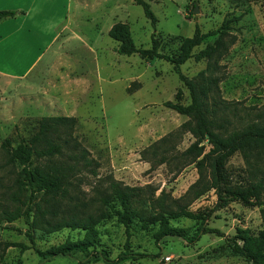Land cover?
<instances>
[{
	"label": "rangeland",
	"instance_id": "rangeland-1",
	"mask_svg": "<svg viewBox=\"0 0 264 264\" xmlns=\"http://www.w3.org/2000/svg\"><path fill=\"white\" fill-rule=\"evenodd\" d=\"M146 1L155 16L153 23L134 0H89L90 5L69 21L82 40L61 29L57 41L27 75L0 76V141L3 137H9L12 144L27 140L40 115L75 117L73 133L98 163L97 175L85 170L78 174L83 196L92 193V186L105 183L107 174L129 185L148 183L155 194L164 188L172 196L181 194L197 176L192 162L179 166L180 151L193 140L180 127L188 117L163 104L166 99L188 102V90L167 60H145L137 53L115 51L116 41L106 33L110 22H125L136 46L148 47L154 32L158 49L166 53L176 51L195 23L203 32L220 27L192 47L191 55L180 64L181 72L193 77L212 61L222 98L251 110L264 101V0ZM208 44L215 45V50L201 53ZM162 135L166 139L158 141ZM155 142L152 154L149 145ZM162 153L168 162L157 161ZM5 158L0 152V162ZM225 165L234 177L245 167L237 151L228 156ZM8 167L0 168V175L4 177ZM260 194L261 203L254 205L231 198L219 201L212 189L195 198L188 208L209 211L206 223L219 232L202 233L192 243L175 235L156 238L155 224L140 228L137 223L125 240L122 224L110 215L96 223L93 246L46 259H40L30 245L20 216L0 223V264H114L124 243L131 252L143 255L125 257L117 264H245L243 255L232 250L233 234L236 227L251 234L262 227L259 208L264 207V189ZM170 222L189 226L193 219L178 216ZM83 234V229L68 226L51 231L32 229L34 245L41 250L80 239ZM2 241L30 246L2 248Z\"/></svg>",
	"mask_w": 264,
	"mask_h": 264
},
{
	"label": "trees",
	"instance_id": "trees-1",
	"mask_svg": "<svg viewBox=\"0 0 264 264\" xmlns=\"http://www.w3.org/2000/svg\"><path fill=\"white\" fill-rule=\"evenodd\" d=\"M134 1L141 5L144 16L153 23L155 16L148 2ZM13 13V10H0V18ZM218 28L203 32L195 23L192 33L181 38L173 53L158 49L154 32L150 35V45L141 47L133 43L125 22L115 21L107 29V34L116 41L114 49L118 53H137L145 60H167L188 90L186 103L163 101L164 105L188 117L180 127L193 136V140L180 151L179 166L192 162L197 176L181 194L172 196L164 188L155 194V188L148 183L129 185L107 174L103 178L105 183L92 186V193L83 196L78 174L85 170L97 175L98 163L75 137V117L40 115L36 129L27 140L12 144L9 137H3L0 141V152L6 156L5 161L0 162V168L9 166L4 177L0 175V223L7 224L21 216L30 245L40 259H46L93 246L97 236L96 223L110 215L122 224L125 240L135 223L140 228H150V224H155L153 234L156 238L175 235L187 243L194 242L202 233L219 232L206 223L209 211L188 208L191 201L210 189L219 201L231 198L244 205L260 204V192L264 189V101L260 107L251 110L247 105L231 104L222 98L217 87L219 75L215 73L212 61H207L193 77H187L180 70V64L191 55L192 47L199 44L204 36L217 32ZM215 48V45L208 44L200 52L208 55ZM166 137L162 135L158 141ZM149 147L155 154L157 142ZM234 151L240 153L245 165L237 177L225 165ZM167 160L165 153L157 159L165 163ZM25 190L27 194H24ZM259 209L262 227L256 234L240 227H236L233 234L232 250L243 255L245 264H264V207ZM178 216L191 218L193 223L189 226L172 224L170 219ZM65 226L83 229V237L49 249L35 247L32 229L51 231ZM236 238L241 242L238 243ZM1 244L2 248L13 244L30 246L10 241H2ZM140 255L143 253L131 252L124 243L123 250L113 262L117 264L125 257Z\"/></svg>",
	"mask_w": 264,
	"mask_h": 264
},
{
	"label": "crops",
	"instance_id": "crops-1",
	"mask_svg": "<svg viewBox=\"0 0 264 264\" xmlns=\"http://www.w3.org/2000/svg\"><path fill=\"white\" fill-rule=\"evenodd\" d=\"M89 5V0H0V10L14 11L0 18V76L27 75L57 41L61 29L82 40L69 21Z\"/></svg>",
	"mask_w": 264,
	"mask_h": 264
},
{
	"label": "water",
	"instance_id": "water-1",
	"mask_svg": "<svg viewBox=\"0 0 264 264\" xmlns=\"http://www.w3.org/2000/svg\"><path fill=\"white\" fill-rule=\"evenodd\" d=\"M192 11L193 12H195L196 11V5L194 4V6H193V9H192Z\"/></svg>",
	"mask_w": 264,
	"mask_h": 264
}]
</instances>
